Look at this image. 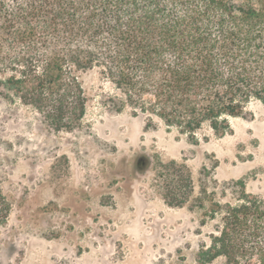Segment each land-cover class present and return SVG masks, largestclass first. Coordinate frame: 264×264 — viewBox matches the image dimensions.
Wrapping results in <instances>:
<instances>
[{
    "label": "rangeland",
    "instance_id": "1",
    "mask_svg": "<svg viewBox=\"0 0 264 264\" xmlns=\"http://www.w3.org/2000/svg\"><path fill=\"white\" fill-rule=\"evenodd\" d=\"M80 81L86 113L70 129L0 96V187L11 203L0 264H198L211 195L231 199L226 184L239 179L264 195V104L251 101L224 135L208 124L189 134L116 111L98 67Z\"/></svg>",
    "mask_w": 264,
    "mask_h": 264
},
{
    "label": "trees",
    "instance_id": "2",
    "mask_svg": "<svg viewBox=\"0 0 264 264\" xmlns=\"http://www.w3.org/2000/svg\"><path fill=\"white\" fill-rule=\"evenodd\" d=\"M95 67L116 111L224 135L264 104V0H0L1 97L70 129L86 113L80 74ZM226 185L231 199L211 195L197 262L264 264V195L244 179ZM10 211L0 187V229Z\"/></svg>",
    "mask_w": 264,
    "mask_h": 264
},
{
    "label": "flooded vegetation",
    "instance_id": "3",
    "mask_svg": "<svg viewBox=\"0 0 264 264\" xmlns=\"http://www.w3.org/2000/svg\"><path fill=\"white\" fill-rule=\"evenodd\" d=\"M147 157H148V160L145 159V156L140 154L139 158H138V162H139V160H141V162L143 161V164H146V166L148 168L152 163V157L151 156H147Z\"/></svg>",
    "mask_w": 264,
    "mask_h": 264
}]
</instances>
